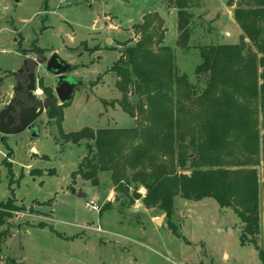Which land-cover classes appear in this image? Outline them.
<instances>
[{
  "label": "rangeland",
  "instance_id": "374dc122",
  "mask_svg": "<svg viewBox=\"0 0 264 264\" xmlns=\"http://www.w3.org/2000/svg\"><path fill=\"white\" fill-rule=\"evenodd\" d=\"M240 2L204 0L195 4L190 47L186 49L176 45L177 9L169 0H0V68L19 70L25 61L34 63L38 89L34 95L44 102L51 97L60 106L55 76L45 68L56 52L74 66L70 74L83 82L73 101L60 110L61 130L102 128L107 127L106 121L114 126V118L118 126L126 125L128 116L115 103L122 93L115 86L117 75L110 67L119 58V50L137 42V25L144 17L158 13L164 20L163 44L165 39L166 46L175 44L172 48L180 73L198 83L201 91L204 84L195 74L201 61L200 48L240 42L244 32L231 18ZM107 70L112 74H105ZM12 75V71H1L0 85L6 77L17 83ZM98 84L103 87L96 88ZM2 95L0 91L3 109ZM129 97L136 104L138 96ZM54 111V106L47 107L35 122L39 136L29 131L0 133V203L13 192L15 204L25 208L7 217L0 227L4 233L0 264H261L252 236L245 235V245L241 244L244 223L231 208L220 207L213 198L194 201L177 196L173 213L168 215L158 207L146 208L141 197L122 205L128 197L114 190L109 172L101 173L99 187L80 176L73 184V172L83 155L89 154L88 143L64 142L58 127L60 111L56 115ZM260 131L262 134V124ZM261 152L253 165L243 167H255L259 173L260 233L253 238L264 250ZM138 188L144 196L146 188ZM78 191L85 196H79ZM132 193L133 185L129 196ZM91 200L101 209L109 201L113 207L101 215V210L87 205ZM98 225L103 232L94 229Z\"/></svg>",
  "mask_w": 264,
  "mask_h": 264
},
{
  "label": "trees",
  "instance_id": "16d2710c",
  "mask_svg": "<svg viewBox=\"0 0 264 264\" xmlns=\"http://www.w3.org/2000/svg\"><path fill=\"white\" fill-rule=\"evenodd\" d=\"M169 1L177 9L176 45L187 49L195 17L192 8L204 0ZM234 17L244 32L239 43L200 48L195 74L204 84L201 91L198 83L180 73L174 49L163 44L164 20L158 13L144 17L137 25L139 39L126 46L111 68L122 93L115 103L136 119L133 128L86 126L66 133L61 130L60 110L71 102L60 106L51 102L49 107L54 106V115L60 111L58 127L64 142L88 141L89 154L73 172V184L80 176L98 186L100 174L109 172L114 190L128 197L122 205L141 197L146 208L158 207L168 215L177 196L194 201L213 198L244 223L241 244L245 245V235H251L264 264V250L253 238L260 233L259 173L255 167H243L253 165L261 150L264 163V0H241ZM129 95L138 96L136 104ZM139 185L147 190L144 196ZM262 185L264 189V181ZM12 195L0 203V227L14 212L25 210ZM112 205L107 202L100 214ZM169 227L178 233L173 224ZM3 235L0 232V253Z\"/></svg>",
  "mask_w": 264,
  "mask_h": 264
},
{
  "label": "water",
  "instance_id": "95a60500",
  "mask_svg": "<svg viewBox=\"0 0 264 264\" xmlns=\"http://www.w3.org/2000/svg\"><path fill=\"white\" fill-rule=\"evenodd\" d=\"M63 1V0H60ZM46 70L55 76L56 86L55 92L61 104L70 103L73 101L74 92L77 88L82 86L80 79L70 76L68 73L72 70V66L62 60L57 53H53L46 61ZM37 83L35 72L31 74V85L29 86V92L34 96V92H37ZM17 91V88H14ZM13 98L8 96L5 99L7 104L6 108L0 111V133L5 135H15L30 130L31 132H37L35 122L43 115L47 104L40 100L39 108L34 107H21L18 112V119L11 113L13 109ZM75 192V190H73ZM79 196H85L82 191H78Z\"/></svg>",
  "mask_w": 264,
  "mask_h": 264
},
{
  "label": "flooded vegetation",
  "instance_id": "af4514ba",
  "mask_svg": "<svg viewBox=\"0 0 264 264\" xmlns=\"http://www.w3.org/2000/svg\"><path fill=\"white\" fill-rule=\"evenodd\" d=\"M34 63H28L25 61L22 68L16 73L14 76L17 80L16 88L17 91H14L13 95V109L11 113L15 115L18 119V112L21 110L22 105L27 107H34L36 109L39 108L40 99L36 98V96H32L29 92V86L31 85V74L34 71ZM35 94V92H34ZM44 102V101H42ZM51 102H56L53 98H47L44 103L49 107ZM7 104H5L6 108ZM46 107V108H47Z\"/></svg>",
  "mask_w": 264,
  "mask_h": 264
},
{
  "label": "crops",
  "instance_id": "0c3cea01",
  "mask_svg": "<svg viewBox=\"0 0 264 264\" xmlns=\"http://www.w3.org/2000/svg\"><path fill=\"white\" fill-rule=\"evenodd\" d=\"M231 18L233 19V20H235V17H234V13L232 12L231 13ZM236 21V20H235ZM239 31H241V30H239ZM240 33V32H239ZM230 36H232V33H230ZM235 37H237V33H236V36ZM16 40V39H15ZM176 41V40H175ZM165 44L166 45H168L167 44V42H166V39H165ZM231 44H233V43H231ZM170 46V45H169ZM175 46V44L172 46V47H174ZM119 50V49H118ZM56 53V52H55ZM119 53H120V56H121V53H122V51H120L119 50ZM59 56V55H58ZM120 56H119V58H120ZM24 57H28V56H24ZM60 57V56H59ZM118 58V59H119ZM62 59V58H61ZM117 59V60H118ZM62 60H64V59H62ZM116 60V61H117ZM65 61V60H64ZM115 61V62H116ZM66 62V61H65ZM114 62V63H115ZM25 63V62H24ZM67 63V62H66ZM113 63V64H114ZM69 64V63H68ZM112 64V65H113ZM69 65H71V64H69ZM23 66V65H22ZM72 66V70L68 73L70 76H72L70 73L74 70V66L73 65H71ZM20 68H22V67H20ZM20 68H19V70H20ZM110 68H112V66L110 67ZM109 68V69H110ZM108 69V70H109ZM18 69H17V67L16 68H13V69H7V68H0V72L1 71H6V73L7 72H9V71H12L13 72V78H15L14 76L16 75V73L19 71H17ZM108 70H107V72H105V74H112V71H109L108 72ZM48 72V71H47ZM50 73V72H49ZM52 74V73H51ZM72 77H74V76H72ZM74 78H76V77H74ZM11 77H6V79L4 80V82L0 85V91L3 93V95H4V102H5V99H6V97H8V96H10V97H13L12 96V94H13V92H14V88H15V86H16V82H12L11 81ZM16 79V78H15ZM77 79H80L81 80V78H77ZM82 81V80H81ZM82 85H83V82H82ZM99 86H102L101 84H98L97 86H95L96 88L97 87H99ZM103 87V86H102ZM118 90V89H117ZM119 91V90H118ZM117 91V93H118V95H119V92ZM2 95V96H3ZM118 97V96H117ZM6 104V103H5ZM104 108H105V105H104ZM2 109V106L0 105V110ZM126 115L128 116V123L126 124V125H120V126H118V124H117V121L115 120V118L112 120L113 121V123H114V126H109L108 125V121H106V126L107 127H102V128H133V127H135L136 126V119L134 118V117H131L130 115H128L127 113H126ZM37 127V126H36ZM93 128V127H92ZM94 129H98V128H94ZM26 131H29L33 136H39L40 134H39V130H38V127H37V132H31L30 130H26ZM82 141H87V140H82ZM82 141H80V142H82ZM87 143H88V141H87ZM78 144H80V143H78ZM34 149L37 151V149L34 147ZM85 155H83V157H84ZM101 175V174H100ZM101 177V176H100ZM81 178V177H80ZM82 179V178H81ZM0 180H1V168H0ZM83 181H86V180H84L83 179ZM112 181V180H111ZM88 183H90L89 181H87ZM100 182H101V180H100ZM91 185V184H90ZM101 184H99L98 186H94V187H99ZM92 186V185H91ZM84 193V192H83ZM85 194V193H84ZM112 195V194H111ZM101 232H103V228H102V231Z\"/></svg>",
  "mask_w": 264,
  "mask_h": 264
},
{
  "label": "built area",
  "instance_id": "2783aa9c",
  "mask_svg": "<svg viewBox=\"0 0 264 264\" xmlns=\"http://www.w3.org/2000/svg\"><path fill=\"white\" fill-rule=\"evenodd\" d=\"M87 205L92 208L93 210H96V211H100L101 210V207L96 203L95 200H91L89 202H87ZM21 211H16L14 213L18 214L20 213ZM94 229L98 232H101L102 231V227L100 225H98L97 227H94Z\"/></svg>",
  "mask_w": 264,
  "mask_h": 264
}]
</instances>
